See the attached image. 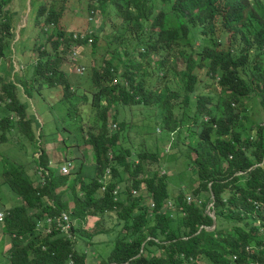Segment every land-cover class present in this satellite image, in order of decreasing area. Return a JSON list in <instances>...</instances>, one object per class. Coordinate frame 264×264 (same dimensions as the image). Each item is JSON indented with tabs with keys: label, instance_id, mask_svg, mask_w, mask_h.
<instances>
[{
	"label": "trees",
	"instance_id": "1",
	"mask_svg": "<svg viewBox=\"0 0 264 264\" xmlns=\"http://www.w3.org/2000/svg\"><path fill=\"white\" fill-rule=\"evenodd\" d=\"M5 1L0 0V12ZM97 1L114 5L117 17L124 19L116 40L133 38L134 32H137L138 39H132L131 44L135 47L144 45L143 49L148 53L152 50L165 52L166 60L167 56H175L178 49L177 57L182 56L186 62L181 69L184 89L180 93L170 88L160 93L151 89L146 92L144 74L138 70L140 75L136 76L127 71L128 64H135L133 61L121 62L125 69L114 65L119 55H112L106 60L103 72L95 69L93 83L102 87L93 95V103L96 96L97 104L102 105L100 129L87 134L84 139L73 138L94 149L95 174L90 175L88 170H83L81 159L72 172L63 174L50 169L49 160L42 154L43 159L37 161L40 182L35 183L27 174L25 165H13L6 180L17 191L21 202L7 207L5 219L0 223L2 231L9 233L12 239L7 263L86 264L88 251L76 247L72 239L74 236L63 235L53 224L50 233L36 228L38 218L57 217L67 210L75 224L76 221L78 224L85 222L89 214L99 215L100 231L105 230V215L117 212V222L112 228L117 230L115 245L102 264H199L197 261L202 256L208 264H254L256 261L264 264V236L259 232L258 221L254 217L257 214L264 222V125H257V139L251 133L244 135L243 130L238 129L244 116L241 111L247 109L246 103H242L243 98L256 92L264 110V26L258 24L256 28L252 20L258 16L264 19V4L261 0H253V5L244 0ZM44 5L39 8V16L46 12ZM92 5L93 0L90 10ZM50 8L45 23H57L60 13ZM1 29L0 61L7 55L9 39L14 35L11 20L1 21ZM86 29L93 33L94 46H98L102 29L95 30L90 22ZM195 34H200L199 38L203 40L196 49ZM56 42L63 45L59 39ZM41 51L42 55L45 47ZM42 59L41 56L34 70L38 84L35 87L63 86L66 103L69 109L72 108L74 103L69 98L77 89L72 90L65 72L58 69L57 60L50 63V60L42 62ZM136 65L141 68L143 64ZM201 66L207 67L208 75L219 76L222 91L215 105L211 94L198 91L201 83L198 68ZM121 70L126 71L132 93L129 88L102 85L106 78H113ZM1 94L11 99L7 102L8 112L21 115V120L12 122L7 115L0 119V141L10 140L8 133L13 126L33 137L36 131L34 133L32 121L27 118V107L20 96L19 86L13 81H6L0 73ZM151 94L154 95L151 101L156 98L157 105L161 107L163 121L160 123L169 128L176 147L185 145V136L181 132L184 125H191L190 135L199 136L196 145L187 143L186 147L191 151L198 177L196 195L207 191L204 206L214 201V229H208L214 224L209 213L194 203L183 201L182 195L174 199L176 206L179 204L180 214L178 225L173 226L165 207L172 198L167 176L157 172L152 176L145 174L143 161L157 159L156 152L149 149L139 151L140 162L130 171L134 151L121 139L131 123L124 118L119 122L118 129L112 131L109 128L106 111L116 99L125 105L142 101L149 104ZM103 98H106V105L102 102ZM166 100L170 101L173 110L175 102H179L181 109L174 110L175 113H164ZM235 103L244 104V109L238 111ZM80 144L76 143L75 148ZM110 152L114 153V160L110 158ZM107 167H111L115 179L103 190L101 179ZM121 168L130 173L135 188L145 185L150 200L155 204L153 222L145 195L114 200V191L121 181ZM12 172L23 176V179H12ZM70 200L74 202L71 209L68 208ZM255 201L263 203V206L257 208ZM260 226L264 228V223ZM151 246L160 247V254L153 252ZM248 247L253 251L249 252Z\"/></svg>",
	"mask_w": 264,
	"mask_h": 264
},
{
	"label": "rangeland",
	"instance_id": "2",
	"mask_svg": "<svg viewBox=\"0 0 264 264\" xmlns=\"http://www.w3.org/2000/svg\"><path fill=\"white\" fill-rule=\"evenodd\" d=\"M250 5L254 4L253 0H244ZM264 4V0H261ZM36 2V3H34ZM92 4V0H7L0 12V26L1 21L11 20L13 25V37L9 39V45L7 48L8 62L6 68L8 71L1 70V74L5 76L6 81L19 82L22 87H20V95L24 105L27 110L30 111L27 114V118H30L32 125L34 126V133L36 135L30 137L27 133L18 130L13 126L8 133L10 140L0 141V206L10 207L21 202V199L17 195V191L9 185L6 180V176L12 171L13 165L22 164L25 165L27 174L33 182H40L39 166L38 160L43 159L42 154L48 160H52L57 163V170L61 172V167L65 164L57 159L58 155L54 150L61 147L64 154L70 156L72 153L78 158L77 153L78 148H75L76 140L84 139L87 134L91 132H97L100 129V123L102 120L101 107L102 105L97 104L96 96L93 103L94 92H98L102 87H96L93 83L92 73L94 70H100L103 72V67L106 64V60L112 55H119L114 65L125 69L123 63L127 61L135 64H128L127 71H132L136 76L144 74V89L146 90H157L161 92L165 89L176 90L178 93L182 92L184 89V79L182 77L181 69L185 67V60L182 56L177 57L178 49L176 50L175 56H167L166 53L157 50H152L150 53L143 49L144 45L140 47H135L131 44V40L138 39V33L134 32V37L132 36L116 40L115 37L118 36V31L122 29L124 23L122 17H117L115 6L112 4L105 5L100 1L95 2L93 0V5L96 11V17L94 21L95 30L97 28L102 29L100 34L101 39L98 46H94V35L93 41L91 43H80L79 45H74L71 40H67L66 43L61 45L57 43V39L62 37L69 38L70 34L75 32L85 31L87 26L89 27V5ZM45 4L46 12L39 16V8ZM56 9L60 13L58 17V22L45 23L48 18V14L51 10ZM258 15V13L256 12ZM254 26L260 24L264 26V19L258 16L252 19ZM92 23V22H91ZM257 28V27H256ZM63 32V34H59ZM96 32V31H95ZM53 34V36L51 35ZM95 34V33H94ZM63 35V36H61ZM197 41L195 42V49L203 40L200 34H195ZM118 41V42H117ZM206 42V41H205ZM131 44V45H130ZM132 46V47H131ZM45 51L41 55V50ZM80 49L77 56L73 55V48ZM135 47V48H134ZM41 56L43 57L42 62L50 60V63H54L57 60V65L59 70H63L68 78L72 81L73 91L77 89L79 95L75 97L73 94L69 101L74 104L72 108L69 109V104L66 103V94L63 86H55L48 88H37L38 84L36 81H25L22 79L31 80L29 76H32V70L35 65L34 62L41 61ZM13 60L23 62L26 64L27 69L23 74L20 70L19 73L13 72L16 63ZM209 60H207V63ZM137 63H141V68H139ZM85 68L82 72L78 71V68ZM140 71V74L138 72ZM124 70L118 72L113 78H106L102 85L109 86H121L126 89H132ZM248 72L250 70L248 69ZM198 74L200 76V85L198 86V91L203 94H211L214 98L213 105L216 104L221 95L222 89L219 86L218 79L219 76H211L207 74V67L201 66L198 68ZM68 79V80H69ZM138 80V79H135ZM117 83V84H116ZM35 84L37 86L35 87ZM70 84V82H69ZM147 92V91H146ZM118 95V93H115ZM70 95H68L69 97ZM8 96L0 95V113L3 119L6 116V111L8 109ZM151 94L149 104L142 101V103H137L135 105H125L118 99L114 102V105L110 106V110L106 111L107 117L109 119V128L115 131L119 128V122L122 119H126L131 123L130 128H126L124 134L122 135L121 142L125 146H130L133 151V159L130 160V171L136 167L140 162L138 157V152L144 149H149L150 151L156 152V158H147L143 161L145 174L153 175L156 172L161 175H166L169 182V189L172 198L166 203V209L169 214V218L173 226H177L179 222L180 208L179 204L176 206V199L178 196L182 195V200L189 203V197L192 198V203L196 204L202 211L208 209L211 200L206 206L204 202L207 200V191L201 192V194L196 195V188L198 187V177L194 165L192 164L191 151L186 147L187 143L191 145H196L199 136L190 135L191 125H184L181 127V132L185 136V145L176 147L175 141L171 140V135L169 128L165 125H161L162 115L160 114L161 107L157 105L156 98ZM71 99V100H70ZM142 99V98H141ZM140 99V100H141ZM68 102V101H67ZM104 105H106V98L102 99ZM173 102V101H172ZM242 103H246V111H241L244 114L239 124L238 129L243 130L244 135H250L257 139L259 129L257 125H264V110L260 105V99L256 92L243 98ZM244 104L240 105L235 103L234 106L239 111L240 108L244 109ZM170 101L166 100L164 103V113H172L179 111V102L174 103V110L170 106ZM13 113V112H12ZM84 115L87 118L89 127L83 123L79 125L77 123V116ZM1 117V116H0ZM115 119L117 121H115ZM12 121L11 119H9ZM1 122V120H0ZM117 122V123H116ZM58 127H63L65 133L62 129ZM56 130L54 133H50L51 130ZM239 129V130H240ZM161 130V131H160ZM1 132V128H0ZM67 136V137H66ZM89 150L91 157L88 161L90 166L95 163L94 159V149L89 145ZM56 147V148H54ZM44 148V150H43ZM128 156V155H127ZM126 156V157H127ZM196 153L193 154V157ZM198 157V155H197ZM110 158L114 160V153L110 152ZM81 159V158H80ZM66 160V159H65ZM73 159L71 156L68 161ZM50 162V161H49ZM60 165V167L58 166ZM51 169V167L49 166ZM75 165L71 168L72 172ZM121 168V174L119 178L121 181L116 186L114 194L118 196L119 200H128L134 198L139 194H143L147 197V202L150 204L149 214L152 222L154 221L155 210L152 207V201L149 198V194L145 185L135 188L133 186V179L130 178V173L128 171H123ZM166 173L163 174L162 172ZM10 175V174H9ZM91 175V174H90ZM11 178L23 179V176L16 173H11ZM118 178V179H119ZM112 173L111 182L114 180ZM207 195V196H206ZM74 202L69 201L68 208H72ZM67 211V210H65ZM69 212V211H68ZM185 215V213H183ZM72 216V215H71ZM117 212L113 211L105 215L104 223L105 230L100 231L98 226L99 215L89 214L86 216V220L83 223L74 224L73 230V240L75 241L76 247L81 250L88 251L87 263L86 264H102L101 262L108 258L111 250L114 247V239L117 234V230H113L115 225ZM73 219V217H72ZM44 218H38V222H43ZM60 220L59 216L55 217L56 228L59 226ZM121 225L119 226V228ZM228 224L225 225V228ZM45 231L44 227H36ZM37 232H42L37 230ZM99 231V232H98ZM46 232V231H45ZM183 233V228L181 229V234ZM12 246V239L9 233H4L0 225V264H8V253ZM151 250L157 254H160V247L151 246ZM202 256L198 259V263L208 264L206 259Z\"/></svg>",
	"mask_w": 264,
	"mask_h": 264
},
{
	"label": "built area",
	"instance_id": "3",
	"mask_svg": "<svg viewBox=\"0 0 264 264\" xmlns=\"http://www.w3.org/2000/svg\"><path fill=\"white\" fill-rule=\"evenodd\" d=\"M95 17H96V11L94 9H92L90 14H89V22L90 23L92 22L91 24H94ZM71 37L75 43L76 42H83V41L91 43L93 41V33L87 29L83 32H75L72 34ZM63 39H64V37L62 38V40ZM79 50L80 49L74 47L73 48V55L77 56ZM83 70H85V68H80V67L78 68V71H80V72H82ZM12 118H14V117H12ZM17 119H20V117H17ZM70 168H71V163L68 162L64 166H62V172L66 174L70 171ZM110 176H111V168H107L103 177H104V179H108V178H110ZM105 188L106 187L103 186V189H105ZM188 200H189V202H191L192 198L189 197ZM254 203H255L257 208L262 206V204L259 201H255ZM208 213L211 217H213L215 219V210H214V204L213 203H211L209 205ZM5 216H6V212L3 210H0V222H2L5 219ZM59 220H60L59 226H60L61 233L64 235L70 236L71 230H72V221H71L70 215L66 212H62L59 216ZM44 223L47 227V228H45V231L52 232V229L49 226H50V224L52 225L53 223H55V218L53 216H47V218L44 220ZM258 223L259 224L261 223L260 219H258ZM41 225H42L41 222L37 223L38 227H41Z\"/></svg>",
	"mask_w": 264,
	"mask_h": 264
},
{
	"label": "crops",
	"instance_id": "4",
	"mask_svg": "<svg viewBox=\"0 0 264 264\" xmlns=\"http://www.w3.org/2000/svg\"><path fill=\"white\" fill-rule=\"evenodd\" d=\"M7 62H8V56H5L1 61H0V72H1V70H4V71H8V69L6 68V65H7ZM13 62H16V60L14 61L13 60ZM27 69V68H26ZM25 69V70H26ZM25 70L22 72V73H19V74H23L24 72H25ZM34 70H35V67L33 68V70H32V76H29V77H32V78H29V79H31V80H27V79H22V81L23 82H25V81H30V83H32V81H36V79L34 78ZM13 72H14V70H13ZM14 74H15V72H14ZM66 77H67V79H69L68 78V76L66 75ZM69 82H70V86L73 88V86L71 85V80L69 79ZM17 83V85L19 86V91H20V87H22V85L19 83V82H16ZM55 87V86H54ZM44 88H48V87H44ZM75 94V97H77L78 95H79V92H76V93H74ZM21 96V95H20ZM71 100V99H70ZM27 112H28V114L30 113V111H28L27 110ZM5 112H1L0 113V116L1 117H3L2 116V114H4ZM6 115L7 116H9L10 114L12 115V114H14V113H12V111L9 113L8 112V109H7V111H6ZM87 118L88 117H86V116H84V115H78L77 116V123L79 124V125H83V123L86 125V127H89V124H88V122H87ZM34 128V126L32 125V129ZM59 129H62V131H63V133H65L66 134V132H65V129L66 128H63V127H58ZM58 131V129H55L54 131L53 130H51V131H49L50 133L52 132V133H54L55 131ZM33 131H34V129H33ZM67 137V136H66ZM54 148H56V147H54ZM55 152H56V155H58V157H57V159H58V161H59V158L61 159L60 160V162H63V164L64 163H66L67 161H68V159H69V157L71 156V158L73 159V161H72V163L76 166V164H77V162H78V160L81 158V160L83 161V164H84V168H83V170H88L89 172H90V174L91 175H93V174H95V165L94 164H92V165H90V166H88L87 164H88V161H89V159H90V157H91V153H90V150H89V146L88 145H83V143L82 144H80L79 146H78V153H77V155H78V158L76 157V151H75V155L72 153L70 156H67V155H65L64 154V152H63V150H62V148L61 147H58V152H57V150H54ZM66 159V160H65ZM84 160H85V162L87 163V164H85V162H84ZM50 162H49V166L51 167V169H53V170H57L58 168H57V163H54L52 160H49ZM90 162V161H89ZM59 167H60V165H58ZM88 166V167H87ZM2 207H4V206H0V208H2ZM5 209H6V207H4ZM77 222V221H76Z\"/></svg>",
	"mask_w": 264,
	"mask_h": 264
},
{
	"label": "clouds",
	"instance_id": "5",
	"mask_svg": "<svg viewBox=\"0 0 264 264\" xmlns=\"http://www.w3.org/2000/svg\"><path fill=\"white\" fill-rule=\"evenodd\" d=\"M97 0H95V2H96ZM92 9H94V8H92ZM91 9V10H92ZM91 10H90V12H91ZM95 10V9H94ZM90 12H89V14H90ZM88 18H89V16H88ZM1 26H0V32H1ZM83 32V31H82ZM72 34H70L68 37L69 38H65L64 37V39L62 40V38L60 39V41L64 44V43H66V41L67 40H71L72 42H74L73 41V39H72ZM80 43H86L85 41H83V42H74L73 44L74 45H79ZM62 45V44H61ZM16 63V66H14V72L15 73H19V71L20 70H22V71H24L28 66H26V64H24L23 62H19V63H17V61L15 62ZM34 64L35 65H37L38 64V61H35L34 62ZM13 82H15V81H13ZM16 83V82H15ZM17 84V83H16ZM7 102H11V99L10 98H8V100H7ZM10 113V112H9ZM14 114H10L9 116H10V119L12 120V122H17V121H19V120H21V115H19V114H16L15 112H13ZM12 117H14V118H12ZM17 117H20V119H17ZM3 117H0V119H2ZM0 128H1V126H0ZM172 136V138H174L173 137V134L171 135ZM68 162H70L71 163V168L73 167V163H72V161L71 160H69V161H67L66 163H68ZM65 163V164H66ZM64 164V165H65ZM63 165V166H64ZM71 168H70V171H71ZM107 168H111V167H107ZM107 170V169H106ZM106 170H105V172H106ZM70 171L68 172V173H66V174H69L70 173ZM61 172H62V167H61ZM63 173V172H62ZM163 174H165L166 172L165 171H163L162 172ZM63 174H65V173H63ZM105 174V173H104ZM104 174H103V176H104ZM102 176V179H101V182H103V186H105V187H107L108 186V183L111 181V177H112V170H111V176H110V178H108V179H104V177ZM103 186H102V189H103ZM106 189V188H105ZM105 189H103V190H105ZM115 192V191H114ZM114 200H119L118 199V196H116L115 195V197H114ZM193 201V200H192ZM192 201L191 202H189L190 204L192 203ZM213 204H214V201L212 202ZM261 203V202H260ZM210 204H211V202H210ZM209 204V205H210ZM262 204V206H263V203H261ZM154 205V206H153ZM152 207L154 208L155 207V204L153 203V201H152ZM214 207H215V205H214ZM1 210V209H0ZM6 209H4L3 211H5ZM215 210V209H214ZM207 212H208V209L206 210ZM6 212V211H5ZM63 212H66V213H68L67 211H63ZM62 213V212H61ZM69 214V213H68ZM70 215V214H69ZM60 216V215H59ZM54 217V216H53ZM71 217V216H70ZM254 217H256V219H257V221H258V219H259V217H258V215L256 214ZM47 217H45L44 218V220L46 219ZM55 218V217H54ZM213 218V217H212ZM214 219V218H213ZM44 220H43V222H41V221H39V222H41L42 223V225H41V227H44V229L45 228H47L46 227V225H45V223H44ZM71 221H72V230H71V235L70 236H68V235H66V236H68V237H73V227H74V224H75V221H73L72 219H71ZM1 223V222H0ZM37 223H38V221H37ZM262 223H264L263 221H261V223L260 224H262ZM55 223H53V225H54ZM259 224V223H258ZM260 224L258 225V228H259V232L264 236V228H262L261 226H260ZM215 226H216V212H215V219H214V224L212 225V226H209L208 227V229H214L215 228ZM38 227V226H37ZM51 229H52V225L50 224V226H49ZM59 230H60V228H59ZM47 232V231H46ZM61 232V231H60ZM50 233V232H49ZM64 235V234H63ZM247 250L249 251V252H251V251H253L252 250V248L251 247H248L247 248ZM191 260H193V258L191 257ZM254 264H260V261H256Z\"/></svg>",
	"mask_w": 264,
	"mask_h": 264
},
{
	"label": "water",
	"instance_id": "6",
	"mask_svg": "<svg viewBox=\"0 0 264 264\" xmlns=\"http://www.w3.org/2000/svg\"><path fill=\"white\" fill-rule=\"evenodd\" d=\"M1 210H4L5 208L4 207H2V208H0Z\"/></svg>",
	"mask_w": 264,
	"mask_h": 264
}]
</instances>
